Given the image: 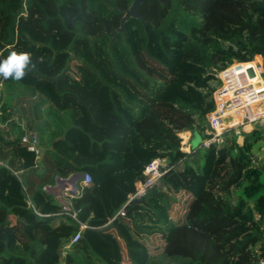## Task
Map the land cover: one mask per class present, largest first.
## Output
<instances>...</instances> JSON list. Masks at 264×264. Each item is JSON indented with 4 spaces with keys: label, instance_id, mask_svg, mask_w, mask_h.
I'll list each match as a JSON object with an SVG mask.
<instances>
[{
    "label": "trees",
    "instance_id": "1",
    "mask_svg": "<svg viewBox=\"0 0 264 264\" xmlns=\"http://www.w3.org/2000/svg\"><path fill=\"white\" fill-rule=\"evenodd\" d=\"M131 1L0 0V59L31 56L23 79L0 80V264H256L263 255L255 154L264 128L240 140L227 130L220 146L189 151L180 133L205 135L220 70L264 55V0H144L148 24L130 17L112 38L103 29ZM27 131L39 155L22 141ZM154 158L166 171L144 202L130 200ZM85 172L92 183L72 201L77 219L66 217L42 186Z\"/></svg>",
    "mask_w": 264,
    "mask_h": 264
},
{
    "label": "built area",
    "instance_id": "2",
    "mask_svg": "<svg viewBox=\"0 0 264 264\" xmlns=\"http://www.w3.org/2000/svg\"><path fill=\"white\" fill-rule=\"evenodd\" d=\"M217 77L219 84L213 92L215 106L205 114L207 126L204 131L205 135L199 143V146L204 149L220 146L227 130H230L240 140L246 134L264 128V55L256 54L251 60L234 61L220 70ZM180 136L182 142L188 146V141L192 136L191 132L186 130L180 133ZM22 141L29 143L27 145L29 150H33L37 155L41 153L36 133L27 131L22 136ZM186 149L188 147L184 150ZM1 165H4L2 161H0ZM165 171L164 160L154 158L145 166L143 179L135 182V190L128 195L129 199L145 197L149 188ZM72 176L73 174L67 177L57 175L54 183H46L42 188L52 194L61 204V213L64 216L77 219V210L72 201L79 194L80 185L91 184L92 178L87 172L81 173L75 189L71 180ZM258 217L264 223V214ZM84 227L85 225L82 224L70 240L63 245L61 262L70 245L80 238ZM256 264H264V250Z\"/></svg>",
    "mask_w": 264,
    "mask_h": 264
},
{
    "label": "clouds",
    "instance_id": "3",
    "mask_svg": "<svg viewBox=\"0 0 264 264\" xmlns=\"http://www.w3.org/2000/svg\"><path fill=\"white\" fill-rule=\"evenodd\" d=\"M30 64V54L11 51L7 58L0 59V80L23 79Z\"/></svg>",
    "mask_w": 264,
    "mask_h": 264
},
{
    "label": "water",
    "instance_id": "4",
    "mask_svg": "<svg viewBox=\"0 0 264 264\" xmlns=\"http://www.w3.org/2000/svg\"><path fill=\"white\" fill-rule=\"evenodd\" d=\"M144 0H132L131 4L129 5L128 8L126 9H122L124 14L123 16L120 18V25L119 26H114L112 28V31L109 32V34L112 36V38L115 36V30L118 31H123L124 30V24L125 22L130 18H136L138 20H140L144 26H146L148 24V21H146L144 19V17L142 15H140L139 11H138V7L143 3ZM105 32H107V30H103ZM202 137L200 135L199 132L195 131L192 136H191V147L192 148H196L199 146V143L201 141ZM81 177V173H75L73 174L71 180L73 182V186L76 189L77 188V181L78 179ZM145 198H139V199H133L134 202H144Z\"/></svg>",
    "mask_w": 264,
    "mask_h": 264
},
{
    "label": "rangeland",
    "instance_id": "5",
    "mask_svg": "<svg viewBox=\"0 0 264 264\" xmlns=\"http://www.w3.org/2000/svg\"><path fill=\"white\" fill-rule=\"evenodd\" d=\"M81 76H82V74H81ZM2 86H0V88H1ZM18 109V111H20L21 109L18 107L17 108ZM17 120H19L18 119V114H17V118H16ZM21 123H23L22 125H25L26 124V122H25V118L23 117V118H21ZM92 130H94V129H92ZM196 130H191L190 132H191V134H193L194 132H195ZM94 134H95V136L96 137H98V138H102L103 137V133H101L100 131H94ZM201 135V134H200ZM201 137H203V135H201ZM183 143V142H182ZM188 146H190L191 144V140H189L188 141ZM183 145V144H182ZM262 145H264V143L262 144ZM187 146V147H188ZM263 146H261V147H258V154L264 159V149L262 148ZM190 150V149H189ZM48 263L49 264H52L54 261H53V259L51 258V256L49 257L48 256ZM53 261V262H52ZM61 264H63V263H61ZM163 264H173V262H170L169 260H165L164 261V263Z\"/></svg>",
    "mask_w": 264,
    "mask_h": 264
},
{
    "label": "crops",
    "instance_id": "6",
    "mask_svg": "<svg viewBox=\"0 0 264 264\" xmlns=\"http://www.w3.org/2000/svg\"><path fill=\"white\" fill-rule=\"evenodd\" d=\"M182 144H183L184 149L187 148V145L184 142ZM262 148L264 149V145ZM189 149H190V146H188V149H186V151H189ZM255 163L263 167L264 159L259 154H255ZM35 169H39V166L35 167Z\"/></svg>",
    "mask_w": 264,
    "mask_h": 264
},
{
    "label": "flooded vegetation",
    "instance_id": "7",
    "mask_svg": "<svg viewBox=\"0 0 264 264\" xmlns=\"http://www.w3.org/2000/svg\"><path fill=\"white\" fill-rule=\"evenodd\" d=\"M132 2V1H131ZM131 4V3H130ZM129 4V5H130ZM129 7V6H128ZM128 7H118V9L122 12V15L120 16V18L123 16V14H124V12H123V10L122 9H126V8H128ZM120 18H119V25H120ZM119 25H112V27H111V30L110 31H107L108 33L109 32H111L112 31V28L114 27V26H119ZM103 30H107V29H103ZM116 31V30H115ZM115 37V36H114ZM113 37V38H114Z\"/></svg>",
    "mask_w": 264,
    "mask_h": 264
}]
</instances>
